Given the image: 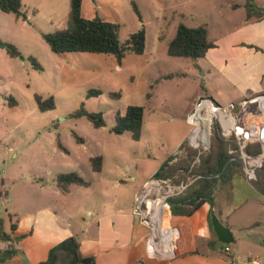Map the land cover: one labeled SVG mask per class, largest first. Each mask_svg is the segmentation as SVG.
Instances as JSON below:
<instances>
[{"label": "rangeland", "instance_id": "374dc122", "mask_svg": "<svg viewBox=\"0 0 264 264\" xmlns=\"http://www.w3.org/2000/svg\"><path fill=\"white\" fill-rule=\"evenodd\" d=\"M223 4L226 2L213 0H84L82 15L87 19L100 17L119 24L122 43L141 28L146 29L144 54L127 51L121 62L103 54H56L36 29L38 34L27 38V31L35 33L34 28L29 26V29L17 31L15 35H21L23 41L12 44L21 56L12 58L0 48V103L3 106L0 110V178L8 176L9 184L19 183L21 173H26L28 179L42 173L41 167L49 160L59 163L60 158L52 155L54 146L61 149L59 140L70 155L69 165L75 167L77 161L79 164L76 170L65 169V172H78L90 184L98 186L106 174L113 171L122 185L120 192L125 193L127 190L132 192L133 187L142 188L150 175L176 153L179 158L181 154L184 156L178 162L182 166L192 162L193 157L196 162L199 151L192 149L196 154L190 158L179 147L184 142L190 146V134L196 128L189 120V112L196 109L201 99H195L196 96L205 94L202 92L204 72L192 59L169 56L167 48L180 24L192 28L209 24L212 26L211 39L223 34ZM24 10L28 13V9ZM49 12V8L41 10L35 27L50 32L70 27L69 14L63 16L61 8L53 15L54 24L45 18ZM29 57L36 58L42 70L34 68ZM212 83L209 84H216L215 81ZM93 89L99 90L100 95L89 97L88 93ZM113 93H120V97L114 98ZM35 94L45 98L53 96L56 108L40 111ZM10 96L16 101L13 106L9 104ZM217 102L222 107L227 106ZM129 106H140L145 110L139 141L133 140L129 132L123 135L111 132L116 114L124 115ZM83 107L89 112L102 113L106 126L95 128L87 118L71 116ZM211 114L212 110L208 108V114L199 121L202 123ZM195 116L194 113L193 122ZM213 121L216 122L214 117ZM78 138L84 143H79ZM4 152L8 154L7 158L3 157ZM210 152L200 157H206ZM16 153H19L18 158L14 157ZM35 155L42 163L35 162ZM98 155L104 158L103 172H96L92 167L90 157ZM173 223L171 221L174 226Z\"/></svg>", "mask_w": 264, "mask_h": 264}, {"label": "crops", "instance_id": "0c3cea01", "mask_svg": "<svg viewBox=\"0 0 264 264\" xmlns=\"http://www.w3.org/2000/svg\"><path fill=\"white\" fill-rule=\"evenodd\" d=\"M213 1L226 2L221 6L225 18L221 24L225 30L230 28L210 38L214 47L195 62L203 70L205 81L202 88L205 94L199 93L195 99L211 96L226 105L237 104L264 93V18L248 19L247 0ZM254 2L264 10V0ZM22 4L28 9L26 21L0 11L1 41L18 45L17 41L23 39L15 35L17 31L30 27L35 33L27 31L26 38L38 34L36 30L41 37L51 33L35 27L43 9L49 8L45 18L53 24L57 9H62L63 16L70 14L69 0H22ZM83 5L84 0L82 14ZM235 16L240 18L234 19ZM203 25L208 26L211 34L212 26ZM213 81L216 84L211 86ZM52 151L60 162L49 160L41 167L42 173L27 179L26 173L20 172V182L12 184L8 176L0 178V218L9 237L0 240V252H15L0 264H40L48 259L53 248L70 238L78 240L82 257L92 259L94 264H264V194L242 174H236L218 188L213 208L205 203L192 216H172L171 221L180 232L177 257L161 262L150 247L149 229L134 213L141 186L133 187L132 192H120V180L110 171L98 186L88 181L89 186L72 185L63 191L56 177L69 173L65 169L76 170L79 164L77 161L75 167L69 165L70 155L66 149L54 146ZM181 156L176 161L184 158ZM3 157L7 158L8 154ZM14 157L18 158L19 153ZM79 158L76 156L77 160ZM33 159L42 163L38 155ZM4 163L6 165V160ZM103 170L104 158L100 172ZM212 213L230 229L234 243L219 242L210 226ZM226 246L231 247V253L225 252ZM235 255L237 260L233 259Z\"/></svg>", "mask_w": 264, "mask_h": 264}, {"label": "trees", "instance_id": "16d2710c", "mask_svg": "<svg viewBox=\"0 0 264 264\" xmlns=\"http://www.w3.org/2000/svg\"><path fill=\"white\" fill-rule=\"evenodd\" d=\"M70 1V22L69 28L43 34L44 41L51 51L56 54L68 52H83L114 56L119 62L125 57L127 51H132L137 55L144 54L146 50L147 32L143 27L130 35L129 39L122 43L120 40V25L105 21L100 17L86 19L82 15L83 0ZM248 19L264 18V10L258 7L254 0H247L245 5ZM140 19L141 15L135 7ZM0 10L6 14H13L17 19L26 21L27 13L24 10L22 0H0ZM214 47L210 41L209 28L202 25L196 28L180 24L173 40L168 44L167 54L176 58H188L196 62L204 58L207 52ZM0 48H4L12 58L21 56L20 51L11 43L0 40ZM28 60L33 67L42 70L36 58L29 57ZM171 77V76H170ZM100 95V91L93 89L88 93L89 97ZM114 98L120 97V93H113ZM37 107L42 112H48L56 108L53 96L45 98L41 94L34 96ZM11 106L16 104L12 96L9 97ZM73 118L85 117L95 128L106 126L102 113L89 112L84 107L71 114ZM145 110L140 106H129L126 113L116 114V123L111 128V132L116 135H123L126 132L131 134L135 141H139L142 136L144 126ZM79 143H84L82 138H78ZM61 149L65 150L61 145ZM191 148V149H190ZM236 148L235 139L226 140L222 137L219 124L214 123L211 137V152L206 157H200V163L194 164L193 147L184 142L180 147L192 158L187 166H182L179 161H175L165 168L160 177L170 178L175 183L187 180L188 177L195 178L188 190L180 197L171 199V211L174 216H192L203 204L208 203L213 208L215 205V195L220 186L231 181L236 175H243V163L237 154H230V150ZM189 149V150H188ZM259 145L251 144L247 148L249 153H258ZM93 170L102 171L103 158L96 156L90 158ZM184 171V172H182ZM58 187L67 191L70 186H89L77 172L62 173L56 177ZM264 194V168L258 172V179L254 182ZM191 203V205H189ZM212 226V215L209 218ZM8 236L3 228V220L0 218V240H8ZM15 254L14 251L0 252V261H4ZM84 258L80 252V243L76 238H70L53 248L48 259L40 264H82ZM92 264L94 261L92 260Z\"/></svg>", "mask_w": 264, "mask_h": 264}, {"label": "built area", "instance_id": "2783aa9c", "mask_svg": "<svg viewBox=\"0 0 264 264\" xmlns=\"http://www.w3.org/2000/svg\"><path fill=\"white\" fill-rule=\"evenodd\" d=\"M202 104L212 109V117L209 122L207 121V141L204 142L202 136L195 135V132L198 129L203 130L205 122L200 128L201 121L196 123L192 120L200 105H197L189 116L190 122L196 125L190 136V146L199 151V157L194 164L200 162L201 154L210 150L214 117L219 124L222 137L226 140L235 139L236 148L231 149L230 154H237L242 160L245 179L251 183L256 182L258 172L264 168V93L222 108H215L209 100H204ZM207 107L201 109L200 115L208 114ZM251 144L259 145L258 153L247 152ZM194 181L195 178L188 177L187 180L175 183L170 178L159 176L149 180L137 195L134 213L149 229V244L158 261H172L177 257L180 232L171 224L173 215L169 201L183 195ZM231 251L230 246L225 247L226 253L229 254ZM233 259L237 260L238 257L235 255Z\"/></svg>", "mask_w": 264, "mask_h": 264}, {"label": "water", "instance_id": "95a60500", "mask_svg": "<svg viewBox=\"0 0 264 264\" xmlns=\"http://www.w3.org/2000/svg\"><path fill=\"white\" fill-rule=\"evenodd\" d=\"M204 100H209L213 106L215 108H222V105L220 103H218L213 97L209 96V97H204V98H201L199 101H198V105H201L202 102ZM178 158L177 156V153L174 154L172 157H170L166 162L165 164L160 167L153 175L152 177L149 179V180H152V179H155V178H158L160 176V173L165 169L167 168L170 164H172L173 162L176 161V159ZM189 205H191V203H189ZM212 226H213V229H214V232L216 233L217 235V238L219 240V242L223 243V244H232L234 243V237L230 231V229L225 226L224 224L221 223V221L219 220V218L216 216L215 213H212ZM82 264H92V259H84L82 261Z\"/></svg>", "mask_w": 264, "mask_h": 264}, {"label": "bare ground", "instance_id": "6f19581e", "mask_svg": "<svg viewBox=\"0 0 264 264\" xmlns=\"http://www.w3.org/2000/svg\"><path fill=\"white\" fill-rule=\"evenodd\" d=\"M205 105H206V104H202V105L199 106L198 112L195 113L196 116L194 117V122L198 123L199 120H202V115H200V111H201V109H202ZM205 107H207V105H206ZM208 108H210V107H207V109H208ZM211 110H212V109H211ZM211 117H212V114H211L208 118L204 119V120L202 121V123H200V128H201V126H202V124H203L204 122H205V125H206V124H207V121L209 122V121L211 120ZM207 130H208L207 127H204L203 130L198 129V130L195 132V135H196V134H199L200 136H202L201 139H202L204 142H206V141H207Z\"/></svg>", "mask_w": 264, "mask_h": 264}]
</instances>
